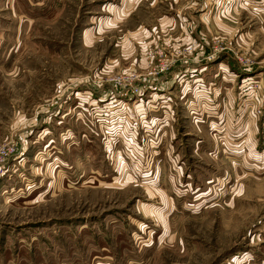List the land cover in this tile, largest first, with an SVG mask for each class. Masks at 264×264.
<instances>
[{"label":"rangeland","instance_id":"1","mask_svg":"<svg viewBox=\"0 0 264 264\" xmlns=\"http://www.w3.org/2000/svg\"><path fill=\"white\" fill-rule=\"evenodd\" d=\"M198 5L0 0V264H264V14H197ZM162 61L173 66L151 79ZM201 66L250 129L229 136L221 156L213 150L226 131L178 117L184 174H201L175 188L167 141L152 144L153 131L136 124V144L125 146L128 133L115 137L104 105L127 86L112 78L172 92L188 68L197 70L183 82L197 87ZM248 133L257 156L236 147ZM197 136L206 146L194 145ZM158 164L164 172L149 181Z\"/></svg>","mask_w":264,"mask_h":264},{"label":"crops","instance_id":"2","mask_svg":"<svg viewBox=\"0 0 264 264\" xmlns=\"http://www.w3.org/2000/svg\"><path fill=\"white\" fill-rule=\"evenodd\" d=\"M198 1L199 5L197 14H209L213 10L215 14H227L233 11H237L239 8L244 6L249 7L257 14H264V0H197V2ZM121 13L122 11L120 9V11L116 14ZM187 14H189V12H187ZM216 65H218V69L226 73L227 78H225V80L227 83H231L234 81L233 76L229 74L226 66H222V64H215V67H217ZM211 69L212 68L208 69L207 66H202L199 69V73L196 79V81L198 82L197 87H191L190 85H188V82L184 84L181 78H177L174 75V79H176V88L172 92L168 89L170 86H168V88H165L162 87V84H159V86H157V89L152 88L149 92L142 95L138 101L136 98H128L125 97V94H121V98L117 99L118 107L116 109L110 110L111 104L113 102L112 99L114 98L109 100L107 104L104 105V109H107L106 111L108 112L107 115L109 117V122L107 123H109L108 126L110 128V131L113 132V134H115L116 136H118V133L121 131V129H125L126 133H128L127 137L123 139V144L125 146H128L130 143L133 146L136 144V142H134L133 140V121H135V123H141V125L144 126H150L151 128L153 127L151 130L156 137L158 136L157 140L159 141V143H162L163 139L167 141L166 146L163 145L165 149L164 152L167 154L166 159H170V165H168V168H166V177L174 187L176 180L178 181L181 178L192 179L191 175L193 173L191 174V172H200L201 174L200 170L197 171V169L195 170L194 168L191 169L192 171L189 174H184V168L186 167L185 160L187 159H182L180 157V153H176L174 149V137L176 134L175 130H177L175 129V125L178 117H180L182 121H185L188 126H194L198 129L209 131L210 129H212V127L217 126L219 127V130H221L220 132L226 131L224 132V135H220L217 142L215 143V149L213 150L216 153H219L221 156H223L224 153V151H221L223 150L222 146L226 144L229 147V136L239 138V136L242 135L243 132L249 131L250 129L247 124L242 123L241 118L243 117V115H238V113L236 111H233V109L228 113L227 108L231 109L232 107H234V104L232 102L233 97L231 99L229 98L230 96H232V94L229 96L230 91L223 89L222 91L219 90L215 93L210 89L212 78L208 77V73ZM248 79H250L249 76H244L241 82L245 83L246 81H248ZM126 106L129 108V114L133 113V115H131L133 116L132 119H130V117H124L126 111V109L124 108ZM216 109L220 112L216 111ZM221 112L225 115V118L223 117ZM237 115L240 118V122L239 120H236L233 123L236 118L235 116ZM194 116H201V118L200 120H194ZM128 122L129 127L127 129L123 123L127 124ZM253 125L254 123H252L250 126L252 127ZM231 127L235 128L233 129ZM248 135V140H242V142L236 145V147H240L241 144L243 145V147L246 145L249 148V154L251 156H257L255 149H253L254 142L252 143V140H250L251 136L249 133ZM194 140V145L196 147L205 143L202 137L197 136V138H195ZM107 145L109 146L110 144L107 142ZM160 145L161 144H158L156 147L154 146L155 148L153 149L157 150L158 148L159 150ZM204 145L206 146V143ZM230 147L231 148L229 150L230 153H232L236 149V147L232 146L231 144ZM204 150L206 153V149ZM116 159L117 162L115 163L118 164L119 167H121L123 161L121 154H119L118 152L116 153ZM160 162L162 163L163 160ZM178 162H180L181 164H177ZM150 171L146 172L145 176H147L149 181H152L154 178H156V176L162 174L161 172H164V167L158 164L154 169V176L151 175L152 173ZM187 184L191 188V183ZM197 190L194 192H198ZM202 193L203 192L201 191L198 192V194L200 195Z\"/></svg>","mask_w":264,"mask_h":264},{"label":"built area","instance_id":"3","mask_svg":"<svg viewBox=\"0 0 264 264\" xmlns=\"http://www.w3.org/2000/svg\"><path fill=\"white\" fill-rule=\"evenodd\" d=\"M190 53V52H189ZM214 56V55H213ZM213 59H215V57H213ZM200 60V59H199ZM209 60H211V54H210V56H208V57H206L205 59H204V62L203 63H207ZM186 62H185V64H189V62H187V60H185ZM193 63H198V64H200L201 65V61H197V62H193ZM220 64V63H219ZM171 66H173V64L170 62V61H162V62H159L153 69H151V71H150V77H151V79H154L157 75H159V74H162V73H166L165 71H167ZM222 66H225V65H222ZM202 67V66H201ZM200 67V68H201ZM197 69H195V68H192V69H190V68H188L187 69V71H188V73H193V72H195ZM187 71H185V72H183V75H180V76H182V77H180L179 76V74L177 73L176 74V77L177 78H181L182 79V81L183 80H185V79H183L187 74H185V73H187ZM140 81V78H139V76H133V77H126V78H122V77H119V78H112V81H118V82H120L121 84H125L126 83V85L127 86H125V87H123V88H125V91L123 92V93H121V94H125V97H128V98H133V99H137V101L139 100V98L142 96V95H144L145 93H147V92H149L152 88L153 89H157V86H159L158 84H155L154 82H149V83H139V81ZM119 83V84H120ZM120 94V95H121ZM117 103H118V100L117 99H113V102H112V104H111V107H110V110H114V109H116L117 107H118V105H117ZM124 109H126V111H125V115H124V117L126 118V117H130V119H132L133 118V116H131V115H133V113H130L129 114V108L126 106ZM193 119L194 120H200V116H194L193 117ZM125 121V120H124ZM125 126H126V128L128 129V127H129V122L127 123V124H125V123H123ZM136 124H141V123H135V121H133V129H132V131H134L136 128H137V126H136ZM142 126V131L143 132H152V128L150 127V126H144V125H141ZM122 130V129H121ZM134 135V134H133ZM115 137H118V138H120V135H119V133H118V136H115ZM158 139V136L156 137V136H154L153 137V139H152V144H155V141H158L157 140ZM157 143V142H156ZM138 144V143H137ZM139 145V144H138ZM156 145V144H155ZM1 169V168H0ZM2 169H3V167H2ZM4 175V171L3 170H1L0 171V177L1 176H3Z\"/></svg>","mask_w":264,"mask_h":264}]
</instances>
